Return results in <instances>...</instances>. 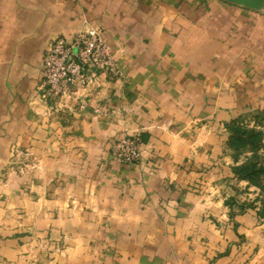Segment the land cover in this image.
<instances>
[{
	"label": "crops",
	"instance_id": "obj_1",
	"mask_svg": "<svg viewBox=\"0 0 264 264\" xmlns=\"http://www.w3.org/2000/svg\"><path fill=\"white\" fill-rule=\"evenodd\" d=\"M89 27L121 75L84 92L88 108L50 111L38 98L47 44ZM257 114L262 11L0 0V264H264L261 189L236 173L252 152L228 128ZM136 131L142 161L122 164L111 144Z\"/></svg>",
	"mask_w": 264,
	"mask_h": 264
},
{
	"label": "built area",
	"instance_id": "obj_2",
	"mask_svg": "<svg viewBox=\"0 0 264 264\" xmlns=\"http://www.w3.org/2000/svg\"><path fill=\"white\" fill-rule=\"evenodd\" d=\"M41 70L38 98L50 111L88 108L84 92L90 95L105 76L121 75L103 31L94 27L57 36L48 42ZM94 111L102 114L99 108ZM143 145L141 132L126 133L111 144L110 152L122 164H137L143 158ZM28 155V152L16 151L14 157L24 161Z\"/></svg>",
	"mask_w": 264,
	"mask_h": 264
},
{
	"label": "trees",
	"instance_id": "obj_3",
	"mask_svg": "<svg viewBox=\"0 0 264 264\" xmlns=\"http://www.w3.org/2000/svg\"><path fill=\"white\" fill-rule=\"evenodd\" d=\"M252 121L254 125L250 126ZM263 121L264 114H257L251 118L245 117L234 120L228 125V128L232 132L230 145L237 151L249 149L252 152V157L236 168V173L260 187L264 208V159L258 154L263 140L261 129Z\"/></svg>",
	"mask_w": 264,
	"mask_h": 264
},
{
	"label": "water",
	"instance_id": "obj_4",
	"mask_svg": "<svg viewBox=\"0 0 264 264\" xmlns=\"http://www.w3.org/2000/svg\"><path fill=\"white\" fill-rule=\"evenodd\" d=\"M231 4L264 12V0H223Z\"/></svg>",
	"mask_w": 264,
	"mask_h": 264
}]
</instances>
